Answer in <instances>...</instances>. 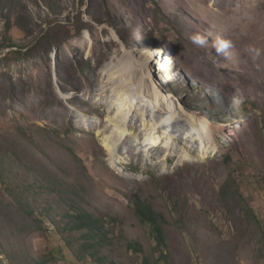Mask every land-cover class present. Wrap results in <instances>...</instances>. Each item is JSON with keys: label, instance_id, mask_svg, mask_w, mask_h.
Segmentation results:
<instances>
[{"label": "rangeland", "instance_id": "1", "mask_svg": "<svg viewBox=\"0 0 264 264\" xmlns=\"http://www.w3.org/2000/svg\"><path fill=\"white\" fill-rule=\"evenodd\" d=\"M53 27L65 38L49 49ZM146 52L164 69L145 66ZM118 68L135 89L154 71L181 107L192 138L171 127L167 159L140 153L154 122L147 136L127 132L133 153L124 139L104 146L120 97L103 89ZM136 93L129 118L142 103L160 115ZM134 195L164 215V251ZM72 206L104 229L98 250L61 230ZM0 242V264H29L28 252L41 264L54 250L48 264H264V0H0Z\"/></svg>", "mask_w": 264, "mask_h": 264}, {"label": "bare ground", "instance_id": "2", "mask_svg": "<svg viewBox=\"0 0 264 264\" xmlns=\"http://www.w3.org/2000/svg\"><path fill=\"white\" fill-rule=\"evenodd\" d=\"M144 56V62L146 60V65L142 63V65L145 66H156L159 67L161 70L164 69V63L162 62V59L159 58V55L157 52H146ZM164 61V60H163ZM146 71L148 70V67H145ZM154 69V68H153ZM153 71V70H152ZM107 75V74H106ZM142 75V74H140ZM111 79L108 84L111 86L109 90L103 89V92H107L109 95L114 97H120L118 103V114L112 118L111 116L107 117V119L104 120V125L102 124V132L100 131V134H108L109 132L112 133L103 141L104 146L110 151V152H116L118 148V142H120L122 139V143L125 145L128 153H133L135 150H137L138 146L136 147V142L133 138L130 136H126L127 132H130V129L133 131L137 130L144 133L145 136H147L145 131H148L147 129V122H154L151 126V133L149 134L151 138L148 140L151 141L150 143L141 142L139 147L141 146L140 153H144L146 150L148 153V159H151L153 157L158 158L160 155L165 157L166 159L169 154V146L162 144L160 138L162 136H165L166 134L172 135V132H168V130L171 127H174V133L179 135L184 139V142L187 143L191 137L189 135L190 130L184 126L181 125V107L176 101V98L172 95H170L168 92H161L160 86L157 83L158 80L156 79L155 72L153 71V75H150L149 80L146 81V86L142 88L135 89L132 81L128 80L126 77L125 72L123 69L118 68V70H114V72L110 75ZM166 77H163V79ZM152 79V80H151ZM161 79V78H160ZM169 79L160 80L162 83H164ZM154 81V84H153ZM152 82V83H151ZM144 89H146V92L143 93ZM137 92L136 95L140 97H144L143 100L145 102V98L149 97L152 98L154 101H156L158 105L162 107V112L160 115H155L149 108H147V104H141V109L134 113L132 116L127 114L129 110H133L134 107V100H131L133 97V93ZM139 92V93H138ZM118 100V99H117ZM130 104V106H129ZM155 104V105H156ZM114 105V106H113ZM112 106L109 104L110 109L113 111V107L115 108V104ZM146 109V111H145ZM163 113V114H162ZM167 113V114H166ZM123 116V117H121ZM168 116V117H167ZM121 117V118H120ZM127 119V121H126ZM181 119V120H180ZM134 125V126H133ZM128 126V127H127ZM144 127V130H141V128ZM129 128V129H128ZM201 130V129H200ZM155 131V132H154ZM160 132H164V135L160 134ZM160 134V135H157ZM99 134V135H100ZM191 134V133H190ZM129 135V134H128ZM185 135H187L185 137ZM124 136H126L124 138ZM142 136V134H141ZM209 138V137H208ZM207 139V138H206ZM193 142L197 143L198 139L195 138ZM117 146V147H116ZM116 147V148H115ZM145 149H143V148ZM146 153V152H145ZM162 158V157H161ZM160 159V158H159Z\"/></svg>", "mask_w": 264, "mask_h": 264}, {"label": "trees", "instance_id": "3", "mask_svg": "<svg viewBox=\"0 0 264 264\" xmlns=\"http://www.w3.org/2000/svg\"><path fill=\"white\" fill-rule=\"evenodd\" d=\"M64 33L57 34L56 28L53 27L49 32L46 33V35L42 39V43L47 45L49 49H51L54 46H58L57 42L58 40H61L64 37ZM135 207V212L138 215L139 220L143 224H147L151 227V232L154 235L156 239L157 248L164 251L165 248H167L166 239L163 232L162 222L164 221V215L156 212L152 206L149 203H146L144 200L140 199L138 196H133V203ZM71 211H67L65 213H62V217H70L73 220L74 227L80 228V229H86L88 231L86 237H91L95 240V246L100 247L99 245L104 241L106 236H103V228L99 225V221L94 218V216L90 215L87 211L84 212L82 207H74L72 206L70 208ZM73 212V214H71ZM59 214V212H57ZM68 213V214H67ZM43 215V213L41 212ZM2 245V242H0V246ZM135 246L133 244L129 245V249H133ZM136 250L139 252H142L141 247H136ZM55 253L60 254V252H57V250L50 251L48 255H46L43 263L41 264H48V261L50 259L48 258H56L57 255ZM65 254L69 255L67 249H65ZM163 256H167L163 253H161ZM65 258V257H64ZM29 264H34V255H32L30 252L26 253L25 259Z\"/></svg>", "mask_w": 264, "mask_h": 264}, {"label": "clouds", "instance_id": "4", "mask_svg": "<svg viewBox=\"0 0 264 264\" xmlns=\"http://www.w3.org/2000/svg\"><path fill=\"white\" fill-rule=\"evenodd\" d=\"M192 41L196 44H199L201 46H203L205 43H206V39L203 38L201 35L199 34H196V35H193L191 37ZM229 47L228 43L227 42H220L217 46V52H225V50ZM54 225L55 227L58 229L59 226L61 225L62 223V217L60 214L56 213L54 215ZM62 231H65L66 233H69V232H72V231H83L84 232V236L87 235L88 231L86 229H80V228H77V227H74L73 223L72 225H70L69 227H65V226H62L61 228ZM104 230V229H103ZM91 238V237H89ZM93 239V238H92ZM94 240V239H93ZM95 242V240H94ZM90 247H92L94 250H97V247L95 246V243H93L92 245H89ZM65 249H67V247H64Z\"/></svg>", "mask_w": 264, "mask_h": 264}]
</instances>
